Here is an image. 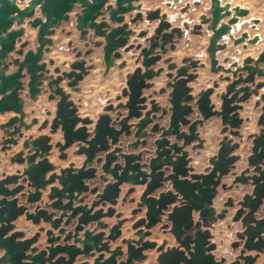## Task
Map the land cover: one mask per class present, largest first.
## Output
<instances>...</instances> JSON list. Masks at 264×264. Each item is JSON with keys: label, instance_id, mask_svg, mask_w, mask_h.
I'll list each match as a JSON object with an SVG mask.
<instances>
[{"label": "water", "instance_id": "95a60500", "mask_svg": "<svg viewBox=\"0 0 264 264\" xmlns=\"http://www.w3.org/2000/svg\"><path fill=\"white\" fill-rule=\"evenodd\" d=\"M108 1L0 0V117L4 119L0 118V153L8 157V160L1 159L0 155V264H88L86 261L77 262L78 257L88 258L95 254L91 264H137L146 259L145 252L153 249L159 253L156 258L159 264H178L185 257L189 262L196 258L199 264H203L205 260L201 255L209 257L210 264L213 255L205 252L214 249V244H208L206 231L196 229L200 221L193 222L192 213L196 212L202 223H208L207 219L213 217L224 218L226 209L214 216L212 210L205 206L212 202L218 186L226 189L247 183L248 180L254 185V190L237 201L240 207L228 221V227L235 222L240 223L242 230L236 236L243 241V245L240 254L228 264H253L258 255L244 254L251 250L261 253L264 261V214H260L261 209H264V106L259 107V100L255 101L254 108L260 109L256 120L257 130L246 135L239 133V129L249 117L243 119L238 114V110L242 109L239 103L247 101L252 95L256 96L261 84L254 82L248 66H235V70H231L232 66L226 69L218 66L211 68V72L222 70L230 75L219 74L211 87L190 94L192 88L186 83L195 77L187 73L188 64L178 65L170 62L171 58L163 60L167 72L160 88L156 89L153 82H146L158 77L163 71V67L154 70L152 66L165 53L167 43L173 49V34L179 36L180 31L179 28H171L170 32H162L163 29H169L170 22L164 20L166 14L159 15V10L151 11L146 17L147 20L160 18L154 35L148 38V45L140 48L141 44H136L124 48V51L139 50L135 61L138 62L140 58L141 66L127 74V88L121 94L127 100L109 108L114 113L113 118L106 114L100 115L90 138L86 128L74 129V119L65 111L70 101L66 100L67 94L58 83L66 78L71 79L67 85L73 86L81 78L84 61L75 60L69 66L71 72H62L48 82L52 92L59 95L50 135H35L31 132L37 120L29 118L32 111L23 110L22 99L18 96L21 71L24 70L25 75L29 76V95L35 100L41 83L38 78L43 75L40 71L45 67V63L40 60L52 43L50 35L61 22L69 20L68 13L75 5L79 7L75 14V29L79 31V38L84 37L87 29H91L94 36H103V60L107 68L112 66L114 58L119 56L117 50L124 47L130 33L127 23L122 22L123 14L138 10L139 6L132 4L137 0H113V4H106ZM177 1L172 0L166 5L171 6ZM209 1L210 17L202 23L208 22L207 31L210 34L206 52L213 66L216 63L214 52L224 47L217 44L224 35H228L235 45L246 37V33H243L241 38L233 39L229 32L230 26L247 15L249 9L235 6L232 12L229 4L221 5L220 0ZM17 2H24V7L19 8ZM197 4L193 2L194 6ZM189 6L186 3V8ZM36 9L39 11L38 16H35ZM101 15H107L110 22L119 26L110 27L103 20L95 22ZM225 17L228 19L222 22ZM25 19H28L26 23L29 27L36 29L37 46L23 51L28 42H21L15 51L21 59L13 58L6 64L5 59L15 50L16 41H20L25 32ZM251 22L255 25L258 20L252 19ZM199 28L200 25L194 26V29ZM8 64L17 65V69L6 75L2 68ZM244 71L247 74L245 76ZM218 82H224L222 90H218ZM143 89L149 91L147 96H141ZM215 100L218 104H215ZM7 112H13L14 115L6 116ZM190 116L195 119L191 121ZM212 117L219 119L222 137L215 155L209 160L210 170L205 173V168L203 173H195L194 167L188 166L183 147L197 138L194 136L196 127ZM130 118H139L134 124V136L138 140L130 147L140 145L142 149L136 154H115L119 148L107 152L101 172L96 175L95 169L89 166L95 153L107 151L122 133L128 135L124 122ZM44 127L39 126L37 131ZM57 131L60 138L52 139L51 134ZM233 137L238 140L233 142ZM148 138L151 142L147 143ZM242 140L247 142L249 154L245 156L246 167L237 174L236 161L240 156L231 153ZM179 141L181 145H178ZM76 142L77 145L83 143L76 151L86 156L82 166L58 168V173L55 172L56 166L49 162L48 156L54 149L63 151ZM12 147H19V151L9 155ZM63 157L59 155L58 159ZM101 160L97 158L96 161ZM11 168L14 170L9 173ZM228 172L234 178L226 187V184L221 183V178ZM249 172L253 174H248L243 180L242 175ZM85 179H96V184L90 187L84 182ZM123 184L130 187L120 198ZM166 185V190L158 192L157 196L154 194ZM135 187H140V192L136 191V196L128 198L135 192ZM81 193H84V198L87 197L86 193L92 195L89 204L74 206L75 202L82 203L83 198H79ZM118 200L129 208V216L121 218L122 212H115L114 206ZM106 204L108 206L104 210ZM232 205V202L224 203V206ZM97 206L100 208L94 209ZM29 207H32L31 211ZM48 208L52 210L48 211ZM22 215L24 220L38 227L32 236L23 239L25 232H11L15 221ZM137 215L140 217L135 219ZM155 215L158 217L155 218ZM163 215L167 224L161 228L167 227L163 232L174 238L178 248L163 250L167 242L165 239L159 246H156V242L145 240L151 234L150 229L157 226ZM112 217L116 220L110 226L101 220ZM93 222L94 229L87 228ZM259 243L261 245L257 246ZM224 261L222 257L212 264H224Z\"/></svg>", "mask_w": 264, "mask_h": 264}, {"label": "flooded vegetation", "instance_id": "af4514ba", "mask_svg": "<svg viewBox=\"0 0 264 264\" xmlns=\"http://www.w3.org/2000/svg\"><path fill=\"white\" fill-rule=\"evenodd\" d=\"M171 1L172 0L166 1L165 4ZM182 1L185 2L182 4ZM193 2H198V4L194 6ZM144 3V0L134 1L132 4L134 6H139V9L132 10L123 14L122 22L127 23V29L130 30V33L128 34L127 42L124 47L117 50L119 56L117 58H114V64L108 68L106 67L103 60L102 44L104 42V37L94 36L92 30L87 29L84 37L82 39L79 38V31L75 29V14L78 12L79 7L78 5L74 6V8L68 13L69 20L61 22L60 26L55 29L52 35H50L52 43L48 46V51L43 53L40 60V62L45 63V67L43 71H40L43 75L38 78V81H40L41 83L40 85H38V92L36 93L35 100L31 99L29 95V88L27 85L29 76L25 75L24 70L21 71L22 76L19 79L21 82V88L18 89V96L22 99L23 110L25 112L32 111V114H30L29 118H35L37 120V123L33 125L31 132H34L35 135H50L49 130L50 126L52 125V119L54 118V113L56 110V99L59 98V95H55L52 92L51 88L48 87V82L56 76L61 75L62 72H71L72 69L69 66L75 60L84 61L83 69L80 74L81 78L77 80L73 86L67 85L71 79L69 80L64 78L58 83V86L62 89V91L67 94L66 100L70 101V104L66 106L65 111L68 116L74 119V129H81L83 127L86 128V132L90 133V138L93 135V131L96 127V124L98 123L100 115L106 114L109 116V118L110 116L112 117L114 113L111 112L109 108H114L117 104L125 103L127 100L126 96L121 95L123 89L127 88V74L132 73L138 66H141L140 58L138 62L135 61L136 58L138 59L139 50L129 49L128 51H124V48L129 47L130 45L135 46L136 44H141L140 48L148 45V38L154 35V30L160 22V18L152 20L146 19L150 12L154 10H159V15L166 14L164 20L170 22L169 29H163L162 32H170L171 28H179L180 31L178 32L179 36H177L176 33L173 34V49H170V44L167 43L165 45V53L162 54L161 58L156 61L154 66H152L154 70L163 67V71L158 77L146 80V82H153L156 89L160 88L163 85L164 74L167 72L166 64L163 63V60L166 58H171L170 62H176L178 65L188 64L189 68L187 69V73L195 77L192 81H188L186 83L188 87L192 88L190 94H196L200 90L211 87L213 81L218 77L219 74H222V76L230 75V73L222 72V70H219L217 73L211 72V68H217L218 66H221L222 68L226 69L232 66L231 70H235V66L239 68L248 66V68L252 72L251 76L254 78V82L256 84H261V86L257 89L256 96L252 95L247 101L239 103L240 105H242V109L238 110L239 117L243 119L249 117V120L247 122H243L240 126L239 133L246 135L257 130L256 120L258 115L260 114L259 107L264 106V45H261L260 43V36L257 33L251 34L250 30L255 29L258 22L253 25L252 22H248L249 20H245L248 16L247 14L240 17L235 24H232L230 26L229 34L233 39L241 38L243 33H246V37H244L241 42L235 45L233 43V40L228 38V35H224L217 43L220 45H224V47L221 49H216V51L214 52V60H216V63L212 66L210 58L206 52L208 46V37L210 34L207 31L208 22L202 23L204 19L210 17L209 0H178L176 3H172L169 7L181 3L178 8L179 15H176L175 17L166 13V11H164L160 5L146 7ZM186 3L190 4L188 8H186ZM106 4H113V0H109ZM220 4H229V10L231 11L233 7L240 6L234 5L230 1L226 0H220ZM137 14H139V16H137ZM132 19H134V21H132ZM227 19L228 17H225L224 19H222V22H226ZM252 19L259 21V19L257 18ZM102 20L106 21L110 25V27L119 26V24L117 23L110 22L107 15L98 16L97 19H95V22H100ZM27 21L28 19H25L23 23L25 32L21 37V40L16 41L15 50L13 52H10L8 54V57L5 59L6 64L13 58L21 59V56H19L15 52L19 48V44L21 42H28V44L23 48V51H26L28 49H35L37 46L35 40L36 32L32 37L26 36V26H28L26 23ZM64 25H68L69 28H62L61 32L66 36L74 35V37H72L67 42L68 52H66V55L69 54L70 57L65 58L61 62H57L51 57L47 58L46 54L55 44L52 36L55 34L58 28L63 27ZM195 25H200V28L194 29ZM34 30L36 31V29ZM189 36H193L198 39V41L194 44L195 47L192 53H187L184 51V49L188 47V43L190 42ZM255 38L257 39L254 40ZM95 42H98L100 44L96 45ZM158 42L160 43V41ZM16 69L17 65L14 64H8L6 68H2L6 75L14 72ZM56 69L57 71H55ZM74 72L78 73L80 71L74 70ZM50 75L51 77H49ZM96 75L104 79H111L113 81L118 79L120 82L116 86L115 92L106 90L94 93L92 97H87V88L84 86V83L86 81L92 80ZM243 75H247L245 71L243 72ZM218 83L220 86L218 90H222L224 82ZM148 92V90L143 89L141 96H147ZM118 96H120L119 99L117 98ZM261 97L263 100H261ZM256 100H259L258 108H254V103ZM212 101H214V99H212ZM146 102L148 103V98ZM215 104H218L216 100ZM13 115V112L6 113V116ZM0 118L1 120H4L2 119L3 117ZM194 119L195 117L190 116L191 121H193ZM138 120L139 118H130L126 121V123L124 122L125 130L128 131V135H124L122 133L121 135H119L116 143L110 145L107 151H99L95 153L93 162L89 166L95 169L96 175L101 172V164L103 162L104 155L107 152L115 150V148H119V150L116 151L115 154L119 152L136 154L142 149L140 145H138L136 148L130 147L138 140V138L134 136L136 130L134 124L138 122ZM42 125H44L45 127L42 130L37 131V128ZM116 128H118V126ZM220 129L221 125L219 119L212 117L203 122L201 126L196 127V135L194 136L197 138L183 147V150L186 151L188 166L194 167L195 173H203L205 168H207L205 173L210 170L209 160L215 155L218 148V142L222 137V135L220 134ZM51 136L52 139L60 138V134L58 131L54 134H51ZM232 139L233 142L238 140L236 137H233ZM148 141L151 142V139L148 138L147 143ZM246 144L247 142L245 140H242L239 143V147L231 153L233 155L240 156V159L236 161L237 168L235 169V171L237 174L240 172V170L246 167L245 156L249 154V149L246 148ZM81 145H83V143H78L77 145L76 142L63 151H57V149L53 150V153L48 156V160L56 166L55 172L58 173V168H79L82 166L83 161L86 159V156L84 154L76 153ZM178 145H181L180 141L178 142ZM18 151L19 147H12L9 155L14 154ZM0 155L1 159L3 157V159L8 160L7 156H2V153H0ZM59 155H63L64 157L60 160L58 159ZM97 158H101L102 160L100 162H97ZM12 170H14V168L9 169L8 172L11 173ZM248 174L252 175L253 173H244L242 175V179L246 180ZM233 178L234 176L231 175L230 172H228L227 174L222 176L221 183L226 184L227 187L231 184ZM84 182L90 187H93L96 184V179H85ZM129 187L130 185H121V191L119 194L120 198L123 196L125 190ZM135 188V192L130 194L128 198L136 196V191L140 192V187ZM167 188L168 186L166 185V187L160 188L154 194L157 196L158 192L164 191ZM253 190L254 185H251L249 180L247 181V183H239L238 186H232L231 188L226 189H221L218 186L217 193L212 198V202L210 204H207L205 208H210L214 213V216L216 214H219L221 210L226 209L227 211L225 213V217L221 219H216L213 217L211 219H207L208 223H202V221L198 219L197 213H192L193 222L200 221V224L196 229L206 231L208 234V244H212V246L214 244V249L205 252V254L213 255V260L212 257L210 258V264L219 261V259L222 257L225 258L224 264H228L234 261L235 256L240 254L239 251L242 249L243 241L236 236V233L241 231L242 228L240 226V223L238 222H235L231 227H228V221L234 216L236 210L240 207L236 204L237 201L246 194H252ZM83 194L84 193H81V195L79 196V198H83L82 203L75 202L74 206L77 204H89L92 195H88L86 193L87 197L84 198ZM231 202L233 204L232 206H224V203ZM34 205L35 204H33L32 206ZM107 206L108 204H106L103 209L105 210ZM133 207L134 205H132V208ZM97 208H100V206L94 207V209ZM114 208L115 212H122L121 218L129 216V208L126 206V204L121 205L120 200H118ZM31 210L32 207H29V211ZM51 210L52 209L48 208V211ZM69 212L70 211H66V213ZM56 213L58 214L59 211H56ZM260 214H264V209H261ZM139 217L140 215H137L135 219ZM157 217L158 216L155 215V218ZM101 220L108 223V225L110 226L115 222L116 219L112 217L104 218ZM72 221L75 223V220ZM164 224H167V221H165V216L163 215L161 216V221L157 224V226L150 229L151 234L147 236L145 240L156 242V246H159L165 239L167 240V242L164 245L163 250H166V248H178V243L174 240V238H172V236H170V234H168L167 232H163L164 230H167V227L161 228V226H163ZM94 226L95 222L88 225L87 228L94 229ZM37 228L38 227L31 224L30 221L24 220V216L22 215L15 221V227L11 232H25L24 237L21 238L23 239L32 236L36 232ZM97 231H99V229L95 232ZM104 231L107 233L106 229ZM43 237L44 234L41 232V238ZM260 245L261 244L259 243L257 246ZM145 253L147 254L146 259L137 264H159L158 261H156L159 253H157L154 249L149 250ZM244 254H250L251 256H255L257 254L258 257L253 264H264V261L262 260L263 255L261 253L251 250L245 251ZM95 256L96 254L93 257L88 258L78 257L77 262L86 261L88 262V264H91ZM175 256L180 257L178 254H175ZM201 257L203 258V260H205L203 264H208L209 257H207L206 255H201ZM186 258L187 257L182 259L180 262H178V264H199V262L195 260L196 258H193L191 262L187 261ZM168 264L173 263L169 262Z\"/></svg>", "mask_w": 264, "mask_h": 264}, {"label": "crops", "instance_id": "0c3cea01", "mask_svg": "<svg viewBox=\"0 0 264 264\" xmlns=\"http://www.w3.org/2000/svg\"><path fill=\"white\" fill-rule=\"evenodd\" d=\"M192 1V0H190ZM185 1H182V4ZM17 5L19 8L24 7L25 3L23 2H17ZM35 15H39L38 9L35 11ZM27 20V19H26ZM27 28V26H26ZM62 28H69L67 25H64L63 27H60L56 30L55 34L52 36L53 40L55 41L54 46L51 48V50L46 54V57H51L57 62H61L67 57H70V55H66V52H68L67 48V42L74 37L72 36H66L64 33L61 32ZM32 29V28H31ZM33 30V34H35V30ZM190 42L188 43V47L184 49L187 53H192L194 51V44L198 41L196 37L189 36ZM203 42V41H202ZM264 45V44H261ZM119 80L116 79L115 81L111 79H104L100 76L96 75L92 80L86 81L84 83V86L87 88L86 96L92 97L94 93L110 90L112 92H115L116 86L119 84Z\"/></svg>", "mask_w": 264, "mask_h": 264}, {"label": "rangeland", "instance_id": "374dc122", "mask_svg": "<svg viewBox=\"0 0 264 264\" xmlns=\"http://www.w3.org/2000/svg\"><path fill=\"white\" fill-rule=\"evenodd\" d=\"M144 1H145L144 5L146 7L160 5L161 8L164 11H166V13L172 15L173 17H175L176 15H179L178 8L181 5V3L175 4L172 7H169L165 4V2L169 0H144ZM226 1H230L234 5H240L242 7L248 8L249 13L245 19L247 21L249 20L248 22L251 23L252 18L259 19L258 24L256 25V28L253 30H250V33L251 34L257 33L261 38L260 43L264 44V0H226ZM26 30H27L26 32L27 37L29 36L32 37L34 35L33 30L29 26H27Z\"/></svg>", "mask_w": 264, "mask_h": 264}]
</instances>
